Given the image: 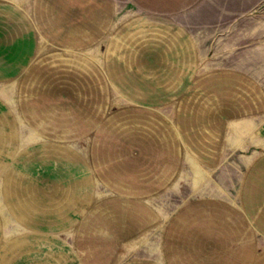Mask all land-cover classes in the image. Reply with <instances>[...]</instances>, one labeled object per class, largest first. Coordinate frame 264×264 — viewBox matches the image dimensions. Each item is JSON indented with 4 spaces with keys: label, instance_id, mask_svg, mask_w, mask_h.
Listing matches in <instances>:
<instances>
[{
    "label": "rangeland",
    "instance_id": "rangeland-1",
    "mask_svg": "<svg viewBox=\"0 0 264 264\" xmlns=\"http://www.w3.org/2000/svg\"><path fill=\"white\" fill-rule=\"evenodd\" d=\"M7 9L0 264H264V0Z\"/></svg>",
    "mask_w": 264,
    "mask_h": 264
},
{
    "label": "crops",
    "instance_id": "crops-1",
    "mask_svg": "<svg viewBox=\"0 0 264 264\" xmlns=\"http://www.w3.org/2000/svg\"><path fill=\"white\" fill-rule=\"evenodd\" d=\"M1 1H4V0H0V2ZM87 3V0H84V4H86ZM3 6V5H2ZM81 6V5H80ZM4 7V6H3ZM6 7V6H5ZM8 7V6H7ZM83 9L85 8V7H83V6H81ZM72 10H77V9H74V8H71ZM8 11H2V10H0V18L2 19L1 20V23L2 24H0V33H1V31H2V29L3 28H5V26H7V24L9 23L8 21L11 19V20H13V21H18V19L20 20L21 19V21H26L27 22V24L25 25V27L23 28V29H21V30H19V31H16V32H14V33H9V35H8V37H11V38H14V37H17V36H21L23 33H25V32H28V31H30V30H32V31H35L34 33H35V37H36V48H35V52H34V54L30 57V60H29V62L27 63V64H25V65H23V68L21 69V74L20 75H24L29 69H30V66L32 65V64H35V63H37L38 61H39V63L41 64V63H43L42 62V60L40 59L39 60V58H40V56H38V53H36V50H37V45H39V42H41V37L42 36H44L45 37V35L43 34V32H42V30H41V28L39 27V25L36 23V15H35V11H31V13H32V18H33V20H32V18H30V16L27 14V16H24L21 12H19L18 14H20L21 16H19L18 18L17 17H15V14H17L16 12H12V11H9L10 9H7ZM12 10H15V9H12ZM35 10V9H34ZM16 11V10H15ZM10 14H13L14 15V17H10L9 15ZM103 19V18H102ZM112 19V18H111ZM111 19H109L108 21H107V18H105L104 20H103V22L104 21H106L107 22V27H102V25H99V23L98 24H96V25H92V27L94 28V27H96V28H100L101 29V31L102 32H105L106 30H108L109 28H110V26H111ZM84 30L83 29H80V28H77V29H73V30H71V32L72 33H76V34H79V35H82V32H83ZM89 31H91V29H87V31L86 32H88L89 33ZM1 39V38H0ZM88 45V44H87ZM87 45H85V46H87ZM84 47V46H83ZM71 48H73L72 50H74V51H76V52H78L79 50H80V48L81 47H71ZM73 60H74V58H73V56H72V58L71 59H67V61L69 62V63H73ZM101 69V71H102V73H103V75L105 76V78L107 79V82L110 84H112L113 82H112V79H111V77H110V73H109V69H108V67H107V65L106 66H104L103 68H100ZM108 88V87H107ZM106 93H108L109 94V91H107ZM231 136V135H230ZM230 136H224L225 138H227V137H230ZM227 139H229L230 140V142H234V141H236V139H234V137L232 138V136H231V138H227ZM190 151V150H189ZM191 152V151H190ZM192 153V152H191ZM193 154V153H192ZM31 155V154H30ZM193 157H195L196 159H197V157L193 154ZM186 158L188 159L189 158V155L186 153ZM253 198L249 195L248 197H247V202H246V199H245V203H247V207H248V209H246V206H245V210H246V212H249V213H251L252 215H254V217H255V219L258 221V222H263L262 224H263V226L261 227V229L263 230V232H264V202H262V204L261 205H259V208H253V203H252V200ZM249 203V204H248ZM256 209H258L257 210V212H256Z\"/></svg>",
    "mask_w": 264,
    "mask_h": 264
}]
</instances>
